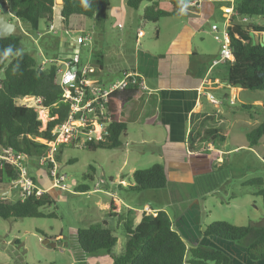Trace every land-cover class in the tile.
I'll list each match as a JSON object with an SVG mask.
<instances>
[{
	"label": "rangeland",
	"instance_id": "374dc122",
	"mask_svg": "<svg viewBox=\"0 0 264 264\" xmlns=\"http://www.w3.org/2000/svg\"><path fill=\"white\" fill-rule=\"evenodd\" d=\"M56 1L59 2L60 0ZM3 2L4 0H0V4ZM233 4L234 2L230 0H223L220 5L230 6L233 9ZM217 8L218 6L216 12ZM3 10H5L4 7ZM130 11L131 14L135 12L131 9ZM3 14L6 20L11 19L6 12ZM224 15L225 12H217L203 29L206 35H202L201 38L204 37L205 39L204 44L208 48L207 52L217 53L219 50L216 37L220 34L212 32L210 26L214 24L218 27V31H221L224 25L220 19ZM57 17L56 7L54 32L48 30V25L43 20L39 22L37 31L27 27L31 35L30 38L24 36L23 32L26 30V26L16 23L14 33L21 37V51L30 53L36 61L41 62L45 57L51 58L53 52H56L51 47L54 38L65 35L69 42L76 44L78 36L91 37V40H86L79 46L80 64L93 66L96 73L90 74L88 77H91L90 79L99 78L103 82L106 79L108 64H111L113 68L117 67L111 57L121 53L123 60L128 58L131 51L130 44L133 43L132 36L135 33V30L129 29L132 27L130 24H126V31L124 32L129 35L124 39L128 42L126 45L124 42L121 46L118 37L122 28L119 29L116 24H105L99 19L101 16L87 18L81 15H73L68 28ZM171 20L174 18L169 19V21L162 19L160 24L164 25L166 23L163 22H170L173 29H176L172 23L174 21ZM237 23L243 25L260 24L263 21L254 17L248 18L246 23L242 20H238ZM157 24L146 22L145 26H137V29L144 34V38L140 39L141 48L152 54L160 55L164 53L162 51L170 39V29L172 28H162L158 38V30L152 27L157 26ZM254 37L258 41L257 35L254 34ZM197 43H200L199 39ZM154 50L158 52H153ZM102 56H104L103 74L98 73L96 68L97 61H100ZM212 59L213 57L198 54L196 58H193L190 67H193V71L204 74L213 62ZM226 69L224 65L218 66L211 73L209 79L222 81L226 75ZM121 73L109 77L120 79ZM2 78L3 73L1 71L0 80ZM97 87H100L99 84ZM210 93L215 100L223 102L222 88ZM140 97L144 99L145 96ZM205 101L206 105L212 109L214 104L210 102L209 94L205 96ZM22 102L38 111L42 129H44L50 120L48 110L41 108L31 98L26 101H16V104H22ZM134 104L129 114L126 134L121 138L122 146L120 148L90 150L85 147V136H81L78 142L73 146L67 145L68 147L61 152L58 169L61 174L66 175L65 183L68 189L54 188L51 190L48 195L53 202L50 206L42 209L45 214H54L53 217L25 218L17 221L0 219V264H113L106 251H98L93 254L83 253L77 243V230L86 228L93 223H100V219L107 216L108 213L107 210L102 209V205L110 203L113 198L120 199L124 203L121 206L123 213L126 211L125 204L132 205L136 212H139L142 209L146 210V207L155 208L162 204L165 198L169 200L170 190L175 180L174 178L171 180V173L168 171V168L172 166H169L167 159L164 158L162 141L154 143L146 139L145 135H151L154 127L138 125L135 119L139 113V102L136 101ZM242 104H264V92L241 90L234 105L229 104L227 100L222 106H219L225 113L223 118L226 121L228 131L225 141L216 143L220 147V151L216 153L217 156H220V160L216 158L217 160L210 164L212 167L208 169L210 167L208 165L206 170H197V166L194 167L190 161L187 163V167H192L195 171L190 170L191 174L188 176L191 182L189 184L192 185L193 193L196 194L200 203L205 206L201 219L203 228L216 221H224L237 226H260L264 224L263 201L258 196V192L264 189V138L255 146L250 147L246 133L258 124L260 118H255L256 115L253 114L255 112L252 111L251 114L254 118L250 119L248 114L241 110ZM161 133H164V129ZM29 160L31 159L27 158V162ZM72 160L74 162L71 163ZM155 164L165 167L169 182L168 187L163 191L162 189L140 192L129 190V186L134 184L133 171L147 169ZM253 179H260L261 184H246ZM81 187H87L88 191L94 189L96 191L91 193L77 191ZM187 190L192 192L191 189ZM11 201H15V199L13 198ZM171 209L172 207L169 208V211ZM131 214H133L132 211ZM111 223L115 237L118 239L111 253L119 255L125 246V230L123 225L114 229V226L118 225V218L113 217ZM48 239L51 240V243L46 244L45 241Z\"/></svg>",
	"mask_w": 264,
	"mask_h": 264
},
{
	"label": "trees",
	"instance_id": "16d2710c",
	"mask_svg": "<svg viewBox=\"0 0 264 264\" xmlns=\"http://www.w3.org/2000/svg\"><path fill=\"white\" fill-rule=\"evenodd\" d=\"M114 0H61V22L68 28L70 17L81 15L87 18L105 16ZM22 23L28 24L30 30L37 31L40 21L49 26L53 19L56 0H7ZM5 8V3L0 4ZM131 10L142 9V20L157 24L162 19L179 16L186 8L184 0H126ZM260 18V24H239L242 18ZM229 40L232 48L231 59L223 65L227 67L226 85L242 91L264 92V45L250 34L264 35V0H234L233 13L230 17ZM21 37L13 33L9 37H0V146L12 150L35 161L44 155L54 140L52 129L62 125L70 112L69 101L65 98L63 88L57 83L56 62H51L44 69L28 52L21 51ZM100 66V61L97 62ZM143 93L138 79L130 82L122 91L111 93L105 104L109 124L108 136L102 141L85 142L90 150H115L122 146L121 138L125 136L129 114L136 101ZM34 98L39 106L48 110L47 122L42 129L38 111L34 107L16 104L17 99ZM250 119L260 118L258 124L246 133L250 147L264 138V104L240 106ZM140 126H161L159 116L149 109L141 115ZM226 121L216 128H200L187 144L189 152L202 151L210 142H224L227 137ZM73 146V144H70ZM68 147L60 144L56 161L60 162L61 152ZM71 163L74 160L70 161ZM134 184L129 190L140 192L162 189L167 184L164 167L155 164L147 169L133 172ZM17 179L15 168L4 164L0 168V190L7 189ZM261 184L260 179L246 183ZM88 191L87 187L77 189ZM264 209V189L258 192ZM52 200L47 193L41 197L29 196L25 200L0 199V219L17 221L25 218H48L54 214H45L42 209L50 206ZM126 242L119 255L111 250L117 239L104 224L93 223L76 233L80 250L85 254L106 251L113 264H231L227 255L218 249L203 246L187 248L181 236L172 228L171 220L164 211L156 214H143L140 222L133 226L131 221L123 224ZM201 234L204 237H217L224 241L241 243L251 261H264V225L237 226L224 221L208 224Z\"/></svg>",
	"mask_w": 264,
	"mask_h": 264
},
{
	"label": "crops",
	"instance_id": "0c3cea01",
	"mask_svg": "<svg viewBox=\"0 0 264 264\" xmlns=\"http://www.w3.org/2000/svg\"><path fill=\"white\" fill-rule=\"evenodd\" d=\"M184 1L187 2L186 8L179 14V16L175 17L174 20H171L174 21L172 23H174L176 29H173L170 22H163L166 23L163 25L160 24V21L157 26H152L155 30H158V38L161 34L162 28L165 29V27H170L173 29L169 28L170 39L166 44L165 49L162 51L164 53L160 55L145 51L141 48L142 46H140V39L144 38V34L137 28L146 25V22L142 20V9L144 8V5L131 14L130 9L126 5V0L112 1L106 15L101 16L99 19L105 24H116L117 27L119 26V29L122 28V30H120L121 34L118 37L120 45H123L124 42H126L124 43V45H126L128 42V40L124 39L129 35L124 32L126 31V24H130L133 28L129 27V29H132L133 31L135 30V33L132 36L133 43L130 44L131 51L129 52L128 58L125 60L122 59L121 53L111 57L114 61V65H117V67L113 68L111 64H108V68H106L107 75H105L106 79L104 82L99 78L90 79L91 77H88V82L91 88L97 87L98 84L100 87L108 86L112 82L119 80L118 78L111 79L109 76L116 75L119 72H122L121 74L125 72H136L143 79L146 89L141 96L145 97L144 99L140 97L142 100L140 98L136 100L139 102V113L135 120L139 123L141 115L149 109L153 110L155 116H159L161 126L154 127L151 135L147 134L145 136L149 142L159 143L162 141L164 158L167 159L169 166H172L168 168V171L171 173V180H173V178L175 179L172 184V189L170 190L171 193L169 195V200L166 199L162 193L165 201L153 209L145 206L146 210L152 211L151 214L153 216L157 211L166 212L171 220L172 228L181 236L187 248L199 245L221 250L227 255L231 264H264L263 260L251 261L246 255L245 249L241 243L228 242L212 236L204 237L201 234L202 230H204L201 219L202 214H204L203 211L205 206L200 203L196 194L193 193V189L191 188L192 185L189 184V182H191L189 177L191 174L190 170L192 172L195 171L192 167L188 168L187 163L190 161L194 167L197 166V170H206L208 165L217 159L220 160V156L216 155V153L220 151V147L217 146L215 142H210L206 144L202 151L192 153L188 151L187 144L194 139L196 132L200 128H216L221 123L225 122V119L223 118L225 117V113L222 112L219 106H222L227 100L229 104L234 105L241 89L230 88L226 85L225 80L227 77V69L226 75H224L222 81H219V79H209L214 69L220 65L212 67L211 63L204 74L193 71V67H190L193 58H196L198 54L213 57L212 61L218 57L219 50L217 53L207 52L208 48L204 44L205 39L204 37L201 38V36L206 35L203 29L209 24V21L217 12H225V15L220 20L223 21L224 26L228 24L232 15V7H224V5H220L223 0ZM192 3H195V5L192 6ZM61 5V0L59 2L56 1L51 22L53 26L55 22L56 7L58 13L57 19L61 22ZM217 6L218 8L216 12ZM132 20H134V22H132ZM167 20L169 21V19ZM19 23L26 26V30L23 32L24 36H31L30 32L27 30L28 24L22 23L21 21H19ZM211 26H214V24ZM136 30L138 31L136 32ZM139 32L142 33V36L137 38ZM198 39L200 40L199 44L197 43ZM257 39V42H260L264 39V36L257 35ZM71 43L73 42H69L65 35L54 38L51 47L54 51L56 50V52H53L51 58L45 57L43 61L39 62V65L43 69L51 62H56L57 65H61L65 58H63L58 51L60 47L59 45L61 44V51H71ZM153 52L158 51L154 50ZM40 56L43 55L40 54ZM103 59L104 56L100 59V66L97 64L96 67L98 73L101 74H103ZM80 60L79 56L78 66L82 65L80 64ZM87 66L93 70V73H96L93 66ZM224 66L226 67V65ZM218 88L223 89V102L216 100L218 103L214 104L211 109L206 105L205 96L208 94L210 96V92ZM28 99L29 98H21L16 101H26ZM31 99L34 100V98ZM22 105H24L23 102ZM213 109H215V111H213ZM158 128L160 130H157ZM161 128L164 129V133H161ZM27 164L28 174L37 187L49 194L54 188H52L47 167L39 166L37 160L35 161L34 159L29 160ZM211 167L212 166L210 165L208 169ZM164 171L167 178V184L162 188V191L169 185L165 167ZM187 189H191L192 192L190 193ZM3 193L5 197L1 196ZM0 198H6V200H12L14 198L16 201L17 195L15 192H10L9 188H7L5 190H0ZM122 205H124V203L120 199L115 198L111 199L110 203L102 205V209L107 210L108 213L107 216H103L100 219V223L104 224L105 227L112 232L113 236H115V231L112 226L113 224L111 223L113 217L118 218V225L114 226V229H117L120 225L122 226L129 221H131L133 226H136L140 222L143 216V211L145 210L142 209L141 211L136 212L132 205L125 204L124 208L126 209V213H123L121 208ZM171 207L172 209L169 211V208ZM131 211L133 214H131ZM48 241L51 243L50 239H48ZM125 242L126 240L124 239V243Z\"/></svg>",
	"mask_w": 264,
	"mask_h": 264
},
{
	"label": "built area",
	"instance_id": "2783aa9c",
	"mask_svg": "<svg viewBox=\"0 0 264 264\" xmlns=\"http://www.w3.org/2000/svg\"><path fill=\"white\" fill-rule=\"evenodd\" d=\"M234 2V0H230ZM7 6V0H4ZM192 6L195 3L191 4ZM2 11L0 5V13ZM233 13V9H232ZM242 22L246 23L248 18H242ZM230 23L226 24L221 31H218L216 25L211 26V31L218 33L216 37L219 44L218 57L212 62V67L225 64L231 59L232 48L230 46L229 32ZM50 32H54L55 27L50 24L48 26ZM142 33L137 34L140 38ZM86 40H90L87 36H78L76 44L81 46ZM79 64V52L72 54L69 58H65L61 65H57V83L63 88L65 98L69 101L70 112L67 119L62 125L52 129L54 140L50 143L48 150L44 155L37 159L39 166L47 167L52 183V188L59 190H67L66 175L61 174L56 161V154L60 144H75L85 136V142L94 140L102 141L108 132L106 130L109 124L108 113L105 108L108 96L115 91H122L130 82L138 79L139 87L144 91L143 79L136 72H125L122 77L104 87L91 88L88 82V76L93 70L87 65ZM76 68V69H74ZM210 102L217 104L213 96H209ZM39 104L38 99H34ZM77 114L79 116L77 117ZM83 146V144H82ZM79 146V147H82ZM8 164L15 168L17 179L12 181L8 187L10 192H15L17 200H25L29 196L41 197L45 194L44 190L37 187L35 182L28 174L27 158L12 150L3 149L0 146V168L2 165ZM88 191V193L95 192ZM6 199V198H0ZM152 211L144 210L143 214L152 215Z\"/></svg>",
	"mask_w": 264,
	"mask_h": 264
},
{
	"label": "water",
	"instance_id": "95a60500",
	"mask_svg": "<svg viewBox=\"0 0 264 264\" xmlns=\"http://www.w3.org/2000/svg\"><path fill=\"white\" fill-rule=\"evenodd\" d=\"M5 12L11 16L10 20H6L5 19V15L3 13H0V37H9L10 35H12L14 33L15 30V25L16 23H19V19L17 18V14L15 11H13L12 9V5L11 2H9L7 4V6L5 7ZM264 36V35H262ZM250 37L252 38L253 44H255V37L253 35V33L250 34ZM261 46L264 45V39L262 41H260ZM72 46L71 51H61V44L59 45V53L62 55L63 58H69L72 54H76L79 52V46L75 43H71L70 44ZM76 69V68H74ZM79 116V114H77V117ZM2 197H5L4 193L1 195ZM46 244H49V241L46 240L45 241ZM52 246H54V244H52Z\"/></svg>",
	"mask_w": 264,
	"mask_h": 264
}]
</instances>
